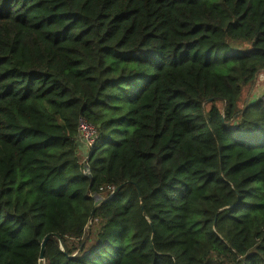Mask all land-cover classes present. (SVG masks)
<instances>
[{"label":"trees","instance_id":"1","mask_svg":"<svg viewBox=\"0 0 264 264\" xmlns=\"http://www.w3.org/2000/svg\"><path fill=\"white\" fill-rule=\"evenodd\" d=\"M263 72L264 0H0V264H264Z\"/></svg>","mask_w":264,"mask_h":264},{"label":"built area","instance_id":"2","mask_svg":"<svg viewBox=\"0 0 264 264\" xmlns=\"http://www.w3.org/2000/svg\"><path fill=\"white\" fill-rule=\"evenodd\" d=\"M257 85H259V83H257ZM262 100L264 102V95L262 96ZM78 138L86 145L87 152H85V157L87 162L89 153L96 145V141L98 139V131L93 125H91L85 119H80L79 128H78Z\"/></svg>","mask_w":264,"mask_h":264},{"label":"rangeland","instance_id":"3","mask_svg":"<svg viewBox=\"0 0 264 264\" xmlns=\"http://www.w3.org/2000/svg\"><path fill=\"white\" fill-rule=\"evenodd\" d=\"M257 83H259V85H257L256 90L254 92H256L258 90V88H260L258 86H264V73H262L261 76H259V79H258ZM254 92H253V94H254ZM247 94L248 93H245L244 96H243V100L244 101L246 100V98L248 100H250L253 97L252 94L249 97L247 96ZM255 96L261 97L262 96V89L259 90L257 95H255ZM76 143H77V146H78L77 150H78L79 157H80V159H82L81 160L82 164L83 163L85 164L86 163L85 152H87L86 145L79 138L77 139Z\"/></svg>","mask_w":264,"mask_h":264},{"label":"water","instance_id":"4","mask_svg":"<svg viewBox=\"0 0 264 264\" xmlns=\"http://www.w3.org/2000/svg\"><path fill=\"white\" fill-rule=\"evenodd\" d=\"M119 189H120V188H119ZM119 189H117L116 192H117ZM92 220H93V217H92ZM91 222H92V221H91ZM90 224H91V223H90ZM215 227H216V224H215ZM49 239H50V238L47 237V238L44 240V242L42 243V250H41V256H40V264H43V262H44V254H45L46 245H47ZM61 246H62V248L64 249V246H63L62 242H61Z\"/></svg>","mask_w":264,"mask_h":264},{"label":"crops","instance_id":"5","mask_svg":"<svg viewBox=\"0 0 264 264\" xmlns=\"http://www.w3.org/2000/svg\"><path fill=\"white\" fill-rule=\"evenodd\" d=\"M261 89H262V91H264V86H261L260 88H258V90L256 92H254V94H252L253 97L250 99V101L257 99V96H255V95H257L258 91Z\"/></svg>","mask_w":264,"mask_h":264}]
</instances>
